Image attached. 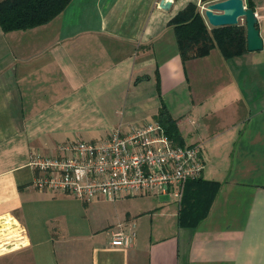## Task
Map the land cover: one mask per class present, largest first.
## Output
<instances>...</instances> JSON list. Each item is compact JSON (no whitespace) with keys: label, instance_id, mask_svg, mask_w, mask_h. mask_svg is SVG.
Instances as JSON below:
<instances>
[{"label":"crops","instance_id":"crops-1","mask_svg":"<svg viewBox=\"0 0 264 264\" xmlns=\"http://www.w3.org/2000/svg\"><path fill=\"white\" fill-rule=\"evenodd\" d=\"M161 2L73 0L46 25L0 29V264H264V47L184 63L169 22L205 4ZM162 105L182 145H202L199 188L84 202L34 187L32 155L152 123ZM197 188L213 199L181 225ZM118 226L137 233L133 246L111 245Z\"/></svg>","mask_w":264,"mask_h":264},{"label":"built area","instance_id":"built-area-1","mask_svg":"<svg viewBox=\"0 0 264 264\" xmlns=\"http://www.w3.org/2000/svg\"><path fill=\"white\" fill-rule=\"evenodd\" d=\"M206 7L202 6L203 12ZM58 150L56 156L32 155L33 185L84 202L180 192L188 181L201 178L205 169L202 145H177L158 121L116 129L104 140L71 141ZM136 238L134 230L122 226L111 231L114 247L129 248Z\"/></svg>","mask_w":264,"mask_h":264},{"label":"trees","instance_id":"trees-1","mask_svg":"<svg viewBox=\"0 0 264 264\" xmlns=\"http://www.w3.org/2000/svg\"><path fill=\"white\" fill-rule=\"evenodd\" d=\"M73 0H1L0 1V29L5 32L31 30L53 21L61 15ZM221 0H202L203 4ZM248 7L255 11L253 0H246ZM174 29L181 59L184 63L193 59L209 56L213 50H219L225 59L242 56L248 52L246 26L239 23L236 26L209 27L197 4L190 3L181 10L169 22ZM156 121L160 122L166 129L168 135L177 145L183 146L181 136L167 107L162 105ZM196 186L203 184L201 178L190 180ZM195 189L192 194H186L181 210V225L195 224L200 221V215L189 217L191 210L197 205L205 204L212 200L213 194L206 198H200L203 193ZM197 210V209H196ZM197 220L192 222V220Z\"/></svg>","mask_w":264,"mask_h":264},{"label":"water","instance_id":"water-1","mask_svg":"<svg viewBox=\"0 0 264 264\" xmlns=\"http://www.w3.org/2000/svg\"><path fill=\"white\" fill-rule=\"evenodd\" d=\"M161 7L168 10L171 3L162 0ZM205 17L212 27L236 26L245 20L247 30V49L249 52L261 51L264 42L260 34L258 18L246 0H221L210 3L205 9Z\"/></svg>","mask_w":264,"mask_h":264},{"label":"rangeland","instance_id":"rangeland-1","mask_svg":"<svg viewBox=\"0 0 264 264\" xmlns=\"http://www.w3.org/2000/svg\"><path fill=\"white\" fill-rule=\"evenodd\" d=\"M1 1V0H0ZM240 22L242 23V24H245V20H240ZM159 198H161V199H163L164 197L163 196H161V197H159ZM167 198H169V197H167ZM170 199V198H169ZM8 260V259H7ZM15 260H18V259H15ZM11 264H19L17 261H14L13 263H11Z\"/></svg>","mask_w":264,"mask_h":264},{"label":"bare ground","instance_id":"bare-ground-1","mask_svg":"<svg viewBox=\"0 0 264 264\" xmlns=\"http://www.w3.org/2000/svg\"><path fill=\"white\" fill-rule=\"evenodd\" d=\"M12 247H14V246H12ZM8 249V248H7Z\"/></svg>","mask_w":264,"mask_h":264}]
</instances>
